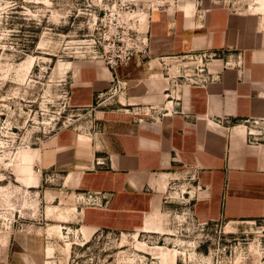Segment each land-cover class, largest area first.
Returning a JSON list of instances; mask_svg holds the SVG:
<instances>
[{
    "label": "crops",
    "instance_id": "0c3cea01",
    "mask_svg": "<svg viewBox=\"0 0 264 264\" xmlns=\"http://www.w3.org/2000/svg\"><path fill=\"white\" fill-rule=\"evenodd\" d=\"M193 67L207 81L194 82ZM117 75L126 86L109 108L116 73L100 62L81 66L70 103L97 127L59 133L42 154L45 167L66 168V188L106 203L78 209L80 229L141 230L182 175L200 223L264 218V141L246 125L264 119L263 24L225 8L155 11L145 54ZM45 256L40 233L0 243V264H46Z\"/></svg>",
    "mask_w": 264,
    "mask_h": 264
},
{
    "label": "rangeland",
    "instance_id": "374dc122",
    "mask_svg": "<svg viewBox=\"0 0 264 264\" xmlns=\"http://www.w3.org/2000/svg\"><path fill=\"white\" fill-rule=\"evenodd\" d=\"M209 8L264 25V0H0V243L40 233L46 264H264V218L200 223L184 195L189 175L171 183L172 199L141 230L92 235L77 218L94 205L65 187V167L42 164L59 133L97 127L70 103L82 65L100 62L121 75L145 54L153 12ZM107 97L109 108L119 105L114 83ZM246 125L264 141V119Z\"/></svg>",
    "mask_w": 264,
    "mask_h": 264
},
{
    "label": "built area",
    "instance_id": "2783aa9c",
    "mask_svg": "<svg viewBox=\"0 0 264 264\" xmlns=\"http://www.w3.org/2000/svg\"><path fill=\"white\" fill-rule=\"evenodd\" d=\"M195 60L198 61L197 58H195ZM195 71H196V74L193 76L194 82L195 81L196 82L197 81H201V82L207 81V78H203V77L198 76V72H199L198 67H196ZM115 73H116V70H115ZM114 84H115V86H117V89L120 90L121 93H122V90L126 86L125 83L123 81H121V79L118 77L117 73H116V82ZM84 195L86 196V199L89 202H91L94 206H105L106 205V203L105 204L103 203V199H101L97 195H95V196H92L91 194H84Z\"/></svg>",
    "mask_w": 264,
    "mask_h": 264
}]
</instances>
